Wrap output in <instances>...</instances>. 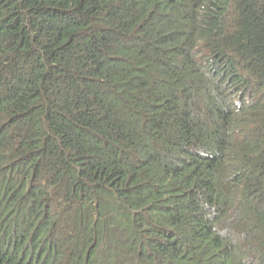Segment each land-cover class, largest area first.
Listing matches in <instances>:
<instances>
[{
  "label": "trees",
  "instance_id": "trees-1",
  "mask_svg": "<svg viewBox=\"0 0 264 264\" xmlns=\"http://www.w3.org/2000/svg\"><path fill=\"white\" fill-rule=\"evenodd\" d=\"M0 264H264V0H0Z\"/></svg>",
  "mask_w": 264,
  "mask_h": 264
}]
</instances>
